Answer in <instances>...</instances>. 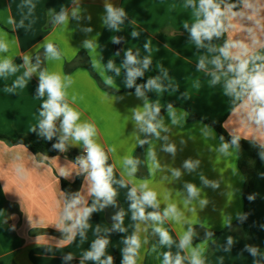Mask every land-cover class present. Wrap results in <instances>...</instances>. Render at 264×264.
Masks as SVG:
<instances>
[{
    "label": "crops",
    "instance_id": "1",
    "mask_svg": "<svg viewBox=\"0 0 264 264\" xmlns=\"http://www.w3.org/2000/svg\"><path fill=\"white\" fill-rule=\"evenodd\" d=\"M194 3L195 6L189 0H0V42L7 45V51H0V63L7 59L16 68L15 72L0 73V135L15 138L34 131L43 119L42 104L48 99L47 92L44 96L38 93L39 74H59L65 85V102L80 113L77 123L95 125L93 139L107 155L105 167L113 166V198L122 212V223L108 222L100 200L90 194L89 174L76 162L85 149L83 142L69 138L64 151L46 157L0 138V264H102L109 256L112 264H122L125 240L133 233L141 242L136 264H163L166 252L173 259L179 254L182 264H191V251L198 246L204 264H264V166L258 170L253 186L250 223L256 244L252 245L240 222L244 215L245 171L238 165V148L230 146L227 154L220 152L225 141L204 121H222L230 135L264 145V128L249 119L250 109L244 106V100L225 95V83L232 74L221 75L215 84L209 74L214 70L209 61L218 55L209 48L218 49L229 38L250 48L253 40L264 44V0H254L255 11L243 4L233 10L242 13L225 21L234 27L218 38L205 40L204 47H197L190 34L193 24L203 18L195 14L199 0ZM106 5L125 12L117 28L105 23ZM62 11L68 19L57 23ZM133 32L137 35L133 36ZM46 42L55 45L59 59L47 57ZM86 42L93 47H85ZM129 49L140 61L131 67L143 72L131 87L127 86L124 66ZM256 51L264 54V48L256 46ZM25 56L30 59L28 66ZM145 58L151 60L146 69ZM201 58L206 60V69L197 67ZM110 60L113 69L107 67ZM37 65L35 72L24 76L29 66ZM156 77L162 85L160 91L146 87ZM21 78L23 86L16 83ZM109 78L111 84L105 82ZM138 86L143 96L137 95ZM146 102L158 104L160 109L174 104L178 122L172 123L167 108L157 117L163 122L159 137L141 131L134 112L143 110ZM188 109L202 119H191ZM62 121L63 116L55 121L59 141ZM141 140L146 141L144 146ZM168 145L175 146L174 154L166 151ZM128 157L138 161L137 171L131 176L124 163ZM189 159L199 161L191 171L184 167ZM18 164L28 171L27 181L16 178L13 169ZM61 170L66 175H61ZM175 170L180 171L179 177L174 175ZM77 179L80 182L73 199L79 197L81 202L73 212L94 205L95 210L87 217V227L77 226L68 232L65 229L75 223L76 217H63L65 206L73 199L67 201L62 181L73 184ZM204 180L218 186L205 184ZM144 182L157 192L159 202L158 208L145 206V213L157 211L163 215L167 205L174 203L182 213L178 221L166 218L160 223L132 218L129 191L136 187L139 197ZM189 183L200 190L198 197H189ZM201 200L207 203L201 206ZM157 226L168 231L171 245L161 244L154 230ZM189 227L194 233L191 245L182 250L180 238ZM98 239L108 241L104 254L100 260L85 259V253ZM246 245L256 247L257 255L252 256Z\"/></svg>",
    "mask_w": 264,
    "mask_h": 264
},
{
    "label": "clouds",
    "instance_id": "2",
    "mask_svg": "<svg viewBox=\"0 0 264 264\" xmlns=\"http://www.w3.org/2000/svg\"><path fill=\"white\" fill-rule=\"evenodd\" d=\"M189 4L195 6L194 0H189ZM244 8L255 11L254 0H242ZM235 5H226L221 7V0H199V5L196 8V16L203 17L198 19L196 23L190 29V34L194 40L197 47H204V41H211L214 37L218 38L229 29L233 28L234 25L231 23H225L226 20H231L232 18L242 15L233 11ZM106 19L105 23L111 28H117V26L122 23L125 16L123 9H115L111 5H106ZM75 15V13H73ZM67 13L62 11L56 18L57 23H64L67 21ZM185 28L188 27L187 24L184 25ZM90 31V29H89ZM133 36L137 33L133 32ZM114 42H118L117 38L113 37ZM256 46L264 48V44H260L258 41L253 40V47L250 48L247 44L235 41L229 38L223 46L217 48H209V51L218 52L209 63L213 65L214 70L210 71L212 76V83H218L221 79V75L228 76L229 73L232 74L231 78L226 80L225 83V95L232 96L236 100H244V106L249 108V119H251L258 127L264 128V54H260L256 51ZM85 47L92 48L91 42H86ZM148 45H145L147 48ZM45 53L50 59H59L60 53L56 49L55 45L51 42H46L44 45ZM235 50V51H234ZM0 51H7V45L0 42ZM125 67L127 68V86L131 87L135 78L143 75L141 68L131 67L132 65L139 64L140 61L137 60L136 55L133 54L132 50L129 49L125 53ZM225 61H228L225 71ZM25 65H30V59L28 56L24 57ZM151 60L145 58L143 60V68L146 69ZM95 64V62H94ZM37 66H29L27 71L24 73L25 77L30 76L33 72L37 70ZM107 67L113 69V62L110 60ZM198 69H206V60L201 58L197 65ZM5 71L15 72L16 68L11 64L9 60H4L0 63V73ZM119 73V69H116ZM39 86L38 93L40 96H44L45 92L48 94V99L42 104V111L40 115L43 119L39 123V128L41 130V135H45L49 140L56 133L55 121L60 116H63V121L60 125L62 130V136L57 144L53 147L61 151L65 150V142L71 138L75 142H83L85 149L87 151L86 158H80L79 163L84 171H87L89 178L92 182L90 194L94 195L97 200L103 199L104 204L111 203L113 197L116 195L115 190L111 185V177L113 174V166L106 165L107 155L105 154L102 147L97 144L93 137L96 136V128L94 124L90 123H77L80 118V113L70 107L68 103L65 102V91L62 77L56 73H48L47 71H41L39 74ZM159 77L150 79L146 87L157 91L162 90V85L158 83ZM108 84L112 83L109 78L105 81ZM17 84L23 86V78L19 79ZM69 83L71 81L69 80ZM137 95L143 96L144 93L141 88L137 87ZM169 114L173 117L172 123L176 124L178 121L175 118V112L172 109V105H168ZM160 107L158 104L152 105L145 103L143 110H136L134 112V119L139 125L141 131L149 134H154L155 136H160V131L158 129L163 128V122L157 120L160 114ZM35 130V129H33ZM163 130L167 131L166 128ZM221 141L224 137H220ZM240 137L233 136L230 142H223L219 147V151L227 154L230 146H238ZM141 145L146 143L145 140L140 141ZM264 147V145H262ZM111 150V149H110ZM166 151L170 153H175L176 149L174 145H168ZM149 155L155 160V154L150 151ZM261 159H264V151L260 153ZM125 165L129 166L128 174L131 176L136 171V165L138 161L128 157L124 160ZM199 161L186 160L184 162V167L189 171L194 170ZM159 167L158 164L155 165ZM16 178L21 181H27L29 177L28 171L22 165H15L13 169ZM61 175H66V173L61 170ZM174 175L179 177L181 175L179 170L174 171ZM201 179H204L201 177ZM124 186V182H120ZM205 184H209L207 180H204ZM213 187H217L215 183H212ZM141 194L137 197V188L133 187L129 191V197L132 200L130 205L133 210L132 218L134 220H145L151 219L155 222L162 223L164 219L170 218L172 220L178 221L182 213L178 210L177 205L170 203L165 208L163 215L160 212L154 211L145 213V206L152 208H158L159 202L157 200V192L148 188L147 182L140 185ZM186 189L190 198H196L199 196L200 190L194 184H186ZM254 197L250 196L249 199ZM79 197L73 199L68 203L63 212V217L66 220H72L75 215V223L70 227L65 229V231L72 232V230L77 227H87L86 220L87 217L95 210V205L93 207L84 208L82 211L77 210L75 213L76 205L80 203ZM201 206H203L207 201L201 200ZM244 217H241L243 219ZM114 219L119 220L122 223V218L118 214ZM119 228V225H117ZM124 231L123 228L119 229ZM155 232L160 236L161 244L171 245L172 238L168 231L162 227H155ZM193 230L191 227L188 228L186 232L181 236L179 247L180 249H187L191 245ZM73 237L70 235L69 240ZM108 241L106 239H98L92 245V250L85 253V259L100 260L101 256L104 254V249L107 246ZM127 247L123 250V261L122 264H136V257L138 255V250L141 246L139 236L133 233L130 237L125 240ZM228 244L231 246L232 238H228ZM246 250L250 252L252 256H256L258 249L256 247L245 246ZM71 258V257H69ZM183 257L179 254L173 259L170 252L164 253L163 264H182ZM102 264H112V257H107L106 260L102 261ZM191 264H204L201 258L199 246L197 249H192L191 251Z\"/></svg>",
    "mask_w": 264,
    "mask_h": 264
},
{
    "label": "trees",
    "instance_id": "3",
    "mask_svg": "<svg viewBox=\"0 0 264 264\" xmlns=\"http://www.w3.org/2000/svg\"><path fill=\"white\" fill-rule=\"evenodd\" d=\"M235 5L233 10H239L242 7V0H221V7L224 5ZM93 72V71H92ZM169 105V104H168ZM166 105V108H168ZM172 106L174 104H171ZM161 109L159 116L165 111ZM189 117L191 119H202L192 110L188 109ZM158 116V117H159ZM211 125L218 133L219 137L223 136L225 142H230L232 135H230L223 127L222 121L204 120ZM150 135V134H149ZM1 139L7 140L12 145H24L34 154H41L46 157H52L59 153V149L54 148L53 145L59 143L57 132L49 140L45 135H41L39 125L31 134H19L15 138L0 135ZM145 144V143H144ZM143 144V146H144ZM238 165L245 171V187H244V215L243 219L240 220L243 226L244 234L252 245L256 244V241L252 235L251 223H250V206L252 199L249 197L253 194V186L256 174L258 170L264 166V159H261L260 153L264 151V147L255 142L248 141L240 138L238 146ZM80 179L73 184H69L62 181V188L67 195V201L70 202L74 198V192L76 186L79 184Z\"/></svg>",
    "mask_w": 264,
    "mask_h": 264
},
{
    "label": "water",
    "instance_id": "4",
    "mask_svg": "<svg viewBox=\"0 0 264 264\" xmlns=\"http://www.w3.org/2000/svg\"><path fill=\"white\" fill-rule=\"evenodd\" d=\"M101 206L105 209L106 211V219L108 222H116L118 220L114 219L115 216L118 214L122 218V212H121V207L119 202L113 198V201L108 204H104L103 199H100Z\"/></svg>",
    "mask_w": 264,
    "mask_h": 264
},
{
    "label": "built area",
    "instance_id": "5",
    "mask_svg": "<svg viewBox=\"0 0 264 264\" xmlns=\"http://www.w3.org/2000/svg\"><path fill=\"white\" fill-rule=\"evenodd\" d=\"M86 156H87V151H86V149H84V150L81 152V154H79V155L77 156V158H76V162L79 163V159H80V158H85Z\"/></svg>",
    "mask_w": 264,
    "mask_h": 264
}]
</instances>
